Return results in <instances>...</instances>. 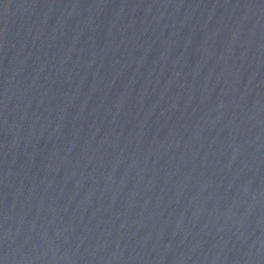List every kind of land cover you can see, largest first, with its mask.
Segmentation results:
<instances>
[{
    "label": "water",
    "instance_id": "water-1",
    "mask_svg": "<svg viewBox=\"0 0 264 264\" xmlns=\"http://www.w3.org/2000/svg\"><path fill=\"white\" fill-rule=\"evenodd\" d=\"M0 264H264V0H0Z\"/></svg>",
    "mask_w": 264,
    "mask_h": 264
}]
</instances>
